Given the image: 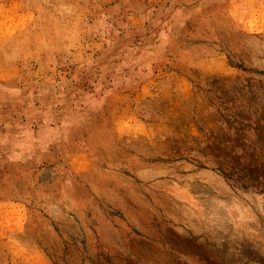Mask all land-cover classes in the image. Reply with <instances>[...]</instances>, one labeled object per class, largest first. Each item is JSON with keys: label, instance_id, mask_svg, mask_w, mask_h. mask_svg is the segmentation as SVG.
<instances>
[{"label": "rangeland", "instance_id": "rangeland-1", "mask_svg": "<svg viewBox=\"0 0 264 264\" xmlns=\"http://www.w3.org/2000/svg\"><path fill=\"white\" fill-rule=\"evenodd\" d=\"M0 264H264V0H0Z\"/></svg>", "mask_w": 264, "mask_h": 264}]
</instances>
